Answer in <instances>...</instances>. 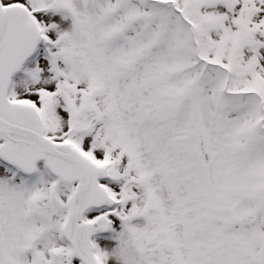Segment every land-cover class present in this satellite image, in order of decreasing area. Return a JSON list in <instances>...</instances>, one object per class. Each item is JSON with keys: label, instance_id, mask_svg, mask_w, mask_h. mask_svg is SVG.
<instances>
[{"label": "snow or ice", "instance_id": "1", "mask_svg": "<svg viewBox=\"0 0 264 264\" xmlns=\"http://www.w3.org/2000/svg\"><path fill=\"white\" fill-rule=\"evenodd\" d=\"M0 264H264V0H0Z\"/></svg>", "mask_w": 264, "mask_h": 264}]
</instances>
